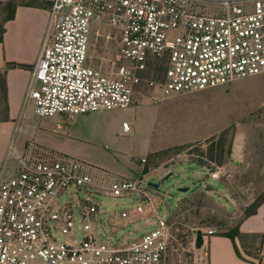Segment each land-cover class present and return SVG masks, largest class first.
<instances>
[{"label":"built area","instance_id":"1","mask_svg":"<svg viewBox=\"0 0 264 264\" xmlns=\"http://www.w3.org/2000/svg\"><path fill=\"white\" fill-rule=\"evenodd\" d=\"M101 23L116 31L122 59L109 72L89 64ZM155 64L161 70L148 76ZM258 75L264 0H53L26 100L38 117L72 119L127 108L143 85L158 103ZM8 155L14 170L0 179V264H163L175 235L171 213L160 214L140 179L106 183L83 161L33 145L23 153L10 145ZM211 166L219 179L223 166ZM134 194L131 211L104 210L97 200ZM137 217L143 227L127 230Z\"/></svg>","mask_w":264,"mask_h":264},{"label":"rangeland","instance_id":"2","mask_svg":"<svg viewBox=\"0 0 264 264\" xmlns=\"http://www.w3.org/2000/svg\"><path fill=\"white\" fill-rule=\"evenodd\" d=\"M115 37L116 31L106 23L95 29L88 52L91 66L107 72L115 68ZM2 114L0 99V118ZM58 117L30 113L17 133L16 149L21 148V142L29 141L33 144L27 150L33 145L35 152L45 155L63 153L74 157L106 183L125 178L140 179L146 186L149 182L157 184V188L148 186L146 190L161 206V215L171 213L175 234L163 264H207L200 255L205 247L195 248L194 233L214 229L216 234H224L239 224L245 209L264 192V75L172 95L158 103L143 85L131 106L80 115L69 120L65 129L54 131ZM124 122L129 125L127 132L123 130ZM227 128L231 154L222 165L219 179L210 176L211 169L192 163L186 153L154 157V167L143 175L138 163L149 151L204 143ZM42 131L50 134L38 139ZM97 200L111 212L131 211L139 203L136 194L130 199L103 196ZM142 218L128 222L127 230L143 227ZM251 251L262 260L261 242Z\"/></svg>","mask_w":264,"mask_h":264},{"label":"crops","instance_id":"3","mask_svg":"<svg viewBox=\"0 0 264 264\" xmlns=\"http://www.w3.org/2000/svg\"><path fill=\"white\" fill-rule=\"evenodd\" d=\"M16 1L18 5L15 16L4 23L5 31L0 42V74L5 83L8 106L7 119L0 118V179L11 175L14 170V163L8 155L10 145L15 151L23 153L27 151L29 145L33 144L28 141L21 142V148L17 146L16 149L14 146L16 140L18 143L17 133L21 130L23 121L30 113L34 114L33 106L26 100V95L32 69L38 60L43 40L48 33L50 6L53 0ZM30 1H35V4L25 3ZM79 116L72 119L58 117L54 131L65 129L64 125L67 126L69 120L73 121ZM46 134L50 133L42 131L38 139H43V135ZM152 152L156 151H149L147 155ZM10 162L13 163L12 166L9 165ZM239 229L242 234L249 236L244 246L237 238L233 241L218 234L206 239L205 250L200 252V255L207 259V264H264V255L261 260L256 258L251 251L255 246L260 245V242L264 247V241L251 237L264 234V202L255 214L240 222Z\"/></svg>","mask_w":264,"mask_h":264},{"label":"trees","instance_id":"4","mask_svg":"<svg viewBox=\"0 0 264 264\" xmlns=\"http://www.w3.org/2000/svg\"><path fill=\"white\" fill-rule=\"evenodd\" d=\"M25 3L32 5V4H35V1H30V2H25ZM17 5H18V1L16 0L0 1V42L3 39V35L5 31L4 23L14 18ZM116 59L119 62L122 61V59H120L118 55L116 56ZM158 70H161V69H158V65L156 64L152 65L150 67V73H148V76L151 75V72L153 74H156ZM0 99L3 103V114L1 118L7 119V111H8L7 95H6L4 79L1 74H0ZM228 131L229 129L227 128L223 130L219 134V136L217 137L214 136L212 138H209L204 143L174 145V146L168 147L160 151L149 153L146 156V158L140 159L138 164L142 168L143 175H146L149 173L151 168L154 167L152 165L153 164L152 159L154 157L163 159V158L175 156L181 153H186L189 156V160L192 163H195L196 165L200 167L211 169L212 164L215 166H222L226 162L229 155L231 154V149H230L231 144L227 138ZM263 202H264V192L260 194L253 201V203L250 204L245 209L242 220L255 214L258 207ZM239 224H237L235 227L225 232L224 234H218V235L228 237L233 241L237 238L239 239L241 244L244 246V243L249 236L244 235L240 232ZM208 237L209 236L207 235V232H204V242H203L201 249L204 247L205 241ZM251 237L253 239H259L260 241H264V234L252 235ZM195 238H196V232L194 233V236H193L194 245H195ZM236 252L240 256L238 250Z\"/></svg>","mask_w":264,"mask_h":264},{"label":"water","instance_id":"5","mask_svg":"<svg viewBox=\"0 0 264 264\" xmlns=\"http://www.w3.org/2000/svg\"><path fill=\"white\" fill-rule=\"evenodd\" d=\"M148 186H151L153 188H157L158 185L157 184H154L152 182H149L148 183ZM185 189H183L184 191ZM203 242H204V233L201 229H198L196 231V238H195V248L196 249H201L202 245H203Z\"/></svg>","mask_w":264,"mask_h":264}]
</instances>
